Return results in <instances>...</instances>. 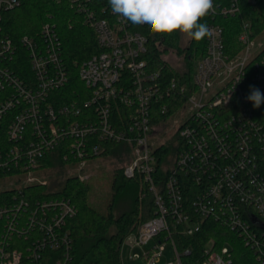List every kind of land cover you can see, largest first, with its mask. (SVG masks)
<instances>
[{
  "label": "built area",
  "instance_id": "2783aa9c",
  "mask_svg": "<svg viewBox=\"0 0 264 264\" xmlns=\"http://www.w3.org/2000/svg\"><path fill=\"white\" fill-rule=\"evenodd\" d=\"M69 1L85 13L101 49L81 63L78 78L85 88L74 97L61 92L72 72L56 25L45 22L37 35L17 42L3 21L22 0H0V182L20 176L0 189L15 190L0 204V264H72L68 221L77 213L75 204L30 198L23 187L48 183L33 175L44 157L54 158L62 147L68 168L82 170L108 144L130 146L124 174L140 177L156 205L154 216L127 238L139 246L156 241L144 252L145 264H157L166 241L174 258L165 264H234L231 245L218 246L214 238L197 261H184L191 251L181 250L176 237L200 232L207 219L236 233L264 264V103L254 108L246 99L250 86L264 93V31L255 37L245 22L242 48L230 54L224 27L210 22L206 54L195 63L192 83L177 75L166 83L145 57L148 38L134 24L111 7L103 17L84 0ZM240 2L213 0L209 13L238 14ZM164 57L183 75L182 57ZM177 105L190 115L174 134L173 150L158 153L165 144L157 147L151 138L168 120L160 113Z\"/></svg>",
  "mask_w": 264,
  "mask_h": 264
},
{
  "label": "trees",
  "instance_id": "16d2710c",
  "mask_svg": "<svg viewBox=\"0 0 264 264\" xmlns=\"http://www.w3.org/2000/svg\"><path fill=\"white\" fill-rule=\"evenodd\" d=\"M84 3L98 15L108 16L103 12L104 8L111 7L108 0H84ZM240 6L238 14L213 18L208 13L200 21L207 25L210 22H218L224 27L227 50L230 54H235L242 48L239 34L245 22L252 25L251 32L255 37L264 31V0H259L255 4L241 0ZM45 22L56 25L64 59L72 72L71 84L61 92L66 97H74L77 89L85 88L78 78L81 63L101 51L96 43L93 27L86 22L85 13L78 12L76 6L69 0H22L19 7L4 13L3 27L18 42L23 35H37ZM135 29L148 38L145 57L153 70L162 71L166 83H170L174 75L192 83L195 63L206 54L205 36L199 41L189 37L186 44H183V33L179 31L172 34H154L150 32L148 25H135ZM21 50L25 52L24 47H21ZM170 52L184 59L183 75L165 59L164 55ZM182 101L184 96L181 97L179 104ZM178 105L167 113H160V118L163 120L170 118L177 112ZM172 145L165 144L157 149L158 153L159 149L165 153L172 151ZM65 151L66 148L62 147L55 152L54 158L47 155L41 160V167L50 169L58 165L66 169L69 161L64 159ZM129 153L130 146L127 144H108L100 156L120 154L122 159L130 161ZM93 158H97L96 155ZM124 166L116 169L111 187L112 196L106 212L98 210L90 203L91 184L82 180L79 175L67 176L60 188H52L48 183L38 182L23 187L30 198L31 196L41 199L66 198L75 204L77 213L68 221L73 237L72 264H123L121 257L123 243L129 236L138 233L143 222L154 216L156 205L152 195L147 192L146 183L138 176L126 177ZM14 192L15 190L0 192V204L5 203ZM176 238L181 250L189 248L191 251L184 257L186 263L197 261L206 242L214 238L218 246L231 245L234 264H260L236 233L213 220H205L202 230L192 236L178 235Z\"/></svg>",
  "mask_w": 264,
  "mask_h": 264
},
{
  "label": "rangeland",
  "instance_id": "374dc122",
  "mask_svg": "<svg viewBox=\"0 0 264 264\" xmlns=\"http://www.w3.org/2000/svg\"><path fill=\"white\" fill-rule=\"evenodd\" d=\"M260 37V36H259ZM258 37V38H259ZM189 37L183 34V44H186ZM261 39H264V33L261 35ZM175 64H179L176 58H171ZM190 111L188 109H180L175 114H173L166 121V127L158 134L154 135L151 140L156 143V146L161 144L175 143L176 136L174 134L177 132L180 125H182L186 119L189 117ZM122 159L120 154H114L111 156H99L97 158L88 161L87 166L84 169L70 167V168H60L56 165L53 168H41L35 171V177L41 180H46L52 188H60L62 182L67 176L70 175H81L82 178L91 184L89 201L102 212L107 211V205L112 196V182L115 175L116 169L119 166L125 165L128 159ZM55 161V160H54ZM20 176L14 175L7 177V182H0V189L6 185H10L15 178ZM26 179V175H21ZM81 178V177H80ZM81 178V179H82ZM82 179V180H83ZM25 183V181L23 182ZM16 184V183H14ZM19 186V184H16ZM124 208V207H123ZM128 239L125 240L121 247V257L123 264H145L143 259L144 252L149 251L155 244L154 239L150 240L143 246L132 245L127 243ZM174 258V250L172 243L169 241L165 242V248L162 254L159 256L157 264H165L166 262Z\"/></svg>",
  "mask_w": 264,
  "mask_h": 264
},
{
  "label": "clouds",
  "instance_id": "9594fccd",
  "mask_svg": "<svg viewBox=\"0 0 264 264\" xmlns=\"http://www.w3.org/2000/svg\"><path fill=\"white\" fill-rule=\"evenodd\" d=\"M108 3L113 14L134 25H148L151 33L179 31L197 41L209 31L207 24L200 21L213 9V0H108ZM246 99L259 108L264 103V93L250 86Z\"/></svg>",
  "mask_w": 264,
  "mask_h": 264
}]
</instances>
